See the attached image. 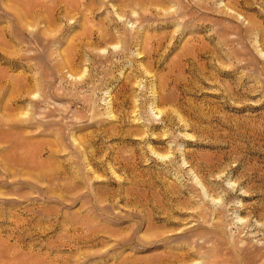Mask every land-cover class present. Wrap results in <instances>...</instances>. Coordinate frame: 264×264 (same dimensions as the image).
<instances>
[{
  "label": "rangeland",
  "instance_id": "1",
  "mask_svg": "<svg viewBox=\"0 0 264 264\" xmlns=\"http://www.w3.org/2000/svg\"><path fill=\"white\" fill-rule=\"evenodd\" d=\"M136 1L0 0V264H264V0Z\"/></svg>",
  "mask_w": 264,
  "mask_h": 264
},
{
  "label": "bare ground",
  "instance_id": "2",
  "mask_svg": "<svg viewBox=\"0 0 264 264\" xmlns=\"http://www.w3.org/2000/svg\"><path fill=\"white\" fill-rule=\"evenodd\" d=\"M36 1V0H35ZM53 2V0H51ZM94 0H64V8L62 6V9H64V14L62 16L64 17H67V18H74L76 17V14H80L81 15V18L84 20V22H87L88 21V14H87V10L89 9L90 5L93 3ZM142 1H145V2H148V3H152V2H155L156 0H142ZM142 1H136L138 2L139 4L142 3ZM43 2V1H42ZM27 5H29V3H27ZM52 5V4H50ZM145 5V4H144ZM148 5V4H147ZM153 5V4H152ZM35 6V5H34ZM41 6V5H40ZM48 6V5H47ZM32 8V7H31ZM60 9H61V5L59 2H55L54 4V7H53V11H56V13H61L60 12ZM66 18V19H67ZM252 22V21H251ZM253 24V23H252ZM108 29V28H107ZM106 28L105 30L104 29H101L99 32H95V31H90L89 33H87V37H85V39L87 38V41L84 42L83 39L81 40V45L85 44L87 45V47L89 48V46L93 45L94 44V40H99L100 44L101 43H110V41H113V40H116V37H108L110 35V31H108ZM120 38V36H119ZM137 39V38H136ZM151 39V38H150ZM148 38H145L144 40V45H148L146 48H142L144 49L143 51L146 52L148 55H151L153 56V53H156L155 51L157 50H154L153 48V43H152V40H150ZM157 41V40H156ZM114 42V41H113ZM119 41H117L118 43ZM125 42H129V43H133V42H136L137 41L133 38H125ZM116 43V44H117ZM142 44V45H143ZM163 44L162 40L160 39L159 41H157V48L158 46H161ZM197 45V44H196ZM158 51V50H157ZM145 53V54H146ZM187 54V53H186ZM189 54V52H188ZM186 56V55H185ZM182 58V57H181ZM69 63V61H67V64ZM61 64H58V68L61 69ZM55 67V66H54ZM57 70V69H56ZM83 73H80L79 75H73V76H80V78L83 77ZM165 84V83H164ZM167 87V86H165ZM163 87V88H165ZM167 89V88H166ZM27 91V90H26ZM35 92V90L33 91ZM17 95V94H16ZM19 95V94H18ZM17 95V96H18ZM160 113L162 112L161 110H158ZM27 110L26 112L24 111L21 115H24L26 116L27 115ZM75 141V140H74ZM41 156V155H39ZM31 157V155H30ZM203 215V214H202ZM87 227V226H86ZM90 227V226H89ZM89 229V228H88ZM88 231V230H87ZM89 232H90V229H89ZM91 237V235L89 236ZM90 239V238H88Z\"/></svg>",
  "mask_w": 264,
  "mask_h": 264
}]
</instances>
